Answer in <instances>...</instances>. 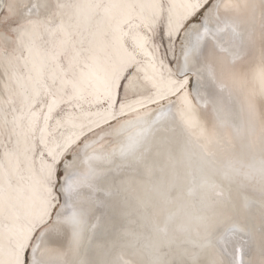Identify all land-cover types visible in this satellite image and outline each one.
<instances>
[{"label": "bare ground", "instance_id": "1", "mask_svg": "<svg viewBox=\"0 0 264 264\" xmlns=\"http://www.w3.org/2000/svg\"><path fill=\"white\" fill-rule=\"evenodd\" d=\"M235 2L244 48L197 78L193 55L232 39L204 31L205 0H0L19 25L0 32V264L20 240L27 264H264V0ZM161 18L187 63L159 54ZM112 70L132 72L126 99ZM226 199L237 215L208 231Z\"/></svg>", "mask_w": 264, "mask_h": 264}, {"label": "snow or ice", "instance_id": "2", "mask_svg": "<svg viewBox=\"0 0 264 264\" xmlns=\"http://www.w3.org/2000/svg\"><path fill=\"white\" fill-rule=\"evenodd\" d=\"M205 3L207 4V7H205V11L209 12V16L207 17V19L209 21H214L216 31H212V29H210L207 24H202L204 31L210 33L213 37H215L216 32H218L221 28H224L229 32L232 39L230 41V45L227 48H225L222 44L218 45L214 43L212 44V47L207 51H205L204 48L201 47L199 53L193 55L192 58L195 63L193 65L192 71L195 72L197 78H199V76L201 75V69L200 67H197V65H202L204 69L207 70L210 64H218L223 59V56L225 54L230 56L238 54L243 50L246 43L245 32L241 28L240 21L235 15V11L239 7V4L236 3L235 0H210V2L209 0H205ZM95 7L100 8L102 6L96 5ZM128 7L134 6L129 5ZM159 7L162 11L163 5L161 4L159 5ZM191 7H193V10H195L196 8L202 7V5L197 4ZM201 15H203V13H201ZM149 27H151V25H149ZM174 35L175 40L173 39ZM164 36H167L169 44H172L173 46H175L176 44L181 45V51L184 55L185 63H187L189 54L195 52V46L190 45L186 48L182 43V40L186 39V37H181L178 33V30L172 29L170 27L161 30L162 40ZM262 38H264V24H262ZM7 40L8 36L7 34H5V41L7 42ZM185 75L187 76V73H185ZM261 75L262 77H264V70H262ZM131 78V72H129L127 75H121L120 70H112L105 73V91L110 102L112 100L113 94H115L117 97L123 96L125 99L128 97L129 92L132 91V88L130 86ZM210 78L214 79L215 73H210ZM178 87H184L183 80L180 81ZM121 110H123V104L121 105ZM123 154L124 153H122V155ZM127 155L132 156L134 155V153L132 151H129ZM55 167L56 161L55 159H53L52 165L49 168L48 176L45 180L46 184L49 185V194H51L52 190L53 171ZM56 179H58V176L56 177ZM261 195L264 196V188L261 189ZM237 213L238 208L236 207L234 202H230L227 199L222 201L217 206V209L215 210L213 216L206 220L205 224L207 230L212 231L213 229H218V225L221 220L235 218ZM161 243H163V240L161 241ZM220 243L222 245L221 251H223V249L226 248L229 244V240L227 237H224L220 241ZM24 246L25 245L23 240H20L17 244V247L11 253V259L8 261V264H27V257H25L24 260H21V252L23 251ZM33 264H39V262L34 261ZM125 264H127V262H125ZM133 264H136V262H133ZM163 264H168V262H163ZM171 264H190V262L185 259H179L171 261ZM191 264H232V262L218 256L211 260H195L192 261Z\"/></svg>", "mask_w": 264, "mask_h": 264}, {"label": "rangeland", "instance_id": "3", "mask_svg": "<svg viewBox=\"0 0 264 264\" xmlns=\"http://www.w3.org/2000/svg\"><path fill=\"white\" fill-rule=\"evenodd\" d=\"M18 27H19V25H17L13 21L12 18H9L6 15L5 10H2V12H0V32H4L5 34H7L8 36H10L11 38H14L15 37V31L14 30L16 28H18ZM162 29H163V20L161 18L158 21L156 28L154 29V32H153V35L151 36V39H152L153 42H155L156 47H157L158 51L160 52L159 54L161 55V57L163 59H165L169 63V65L172 66L173 63H174V57L172 56V51H170V46H169V43H168L167 38L164 36L163 40L161 39V30ZM136 86H138L137 83H136L135 87ZM130 95L131 94L129 92L128 96H130ZM122 98L124 99L123 96H120V99L121 100H122ZM58 169H57V176H58V180H59L61 178V173H58V172L59 171L61 172V170H60V168H58ZM57 185L55 187L56 188L55 190H56V193L59 196V192L57 190Z\"/></svg>", "mask_w": 264, "mask_h": 264}]
</instances>
